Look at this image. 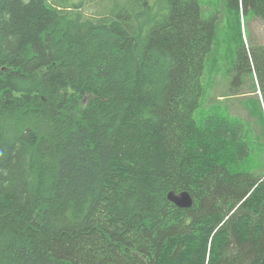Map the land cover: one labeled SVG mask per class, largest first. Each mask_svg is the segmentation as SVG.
I'll use <instances>...</instances> for the list:
<instances>
[{
    "label": "trees",
    "instance_id": "16d2710c",
    "mask_svg": "<svg viewBox=\"0 0 264 264\" xmlns=\"http://www.w3.org/2000/svg\"><path fill=\"white\" fill-rule=\"evenodd\" d=\"M149 1L90 19L0 0V264H264L243 124L194 119L215 18ZM239 3L264 20V0ZM246 53L233 84L253 72L264 123V48ZM182 191L188 209L167 200Z\"/></svg>",
    "mask_w": 264,
    "mask_h": 264
},
{
    "label": "rangeland",
    "instance_id": "374dc122",
    "mask_svg": "<svg viewBox=\"0 0 264 264\" xmlns=\"http://www.w3.org/2000/svg\"><path fill=\"white\" fill-rule=\"evenodd\" d=\"M49 1L55 5L63 3L66 7L82 3L81 13L91 19L108 15V11L113 10L115 4L126 5L127 0H117V3L111 2L110 5L94 3L93 0ZM154 1L150 0L149 4H154ZM197 2L203 18H215L216 37L212 53L208 55L204 64L201 79L203 94L199 108L194 113L195 123L203 125L205 116H208L210 111L228 116L235 123H242V139L249 143L250 151L253 150L247 158L246 165L255 170L254 172H263L264 123L256 79L253 72H247L243 75L241 88L236 87L233 81L236 76V52L243 48L254 50L264 46V20L251 9L243 10L242 4L234 7L226 5V0ZM228 92L231 93L226 95Z\"/></svg>",
    "mask_w": 264,
    "mask_h": 264
},
{
    "label": "water",
    "instance_id": "95a60500",
    "mask_svg": "<svg viewBox=\"0 0 264 264\" xmlns=\"http://www.w3.org/2000/svg\"><path fill=\"white\" fill-rule=\"evenodd\" d=\"M166 197L170 203L180 209H188L192 206L193 203L191 195L185 191H182L178 194L174 192H168Z\"/></svg>",
    "mask_w": 264,
    "mask_h": 264
},
{
    "label": "bare ground",
    "instance_id": "6f19581e",
    "mask_svg": "<svg viewBox=\"0 0 264 264\" xmlns=\"http://www.w3.org/2000/svg\"><path fill=\"white\" fill-rule=\"evenodd\" d=\"M239 4H241V3H239ZM81 8H82V6H81ZM80 13H81V10H80ZM84 16V15H83ZM264 48V46H259V47H257V48H255L253 51L252 50H246L247 51V53H246V55L248 56V58L251 60L253 57H252V55H253V53H255V52H257V51H261L262 49Z\"/></svg>",
    "mask_w": 264,
    "mask_h": 264
}]
</instances>
